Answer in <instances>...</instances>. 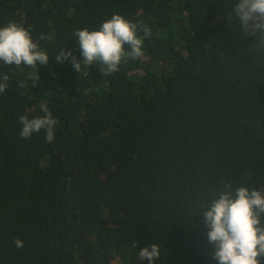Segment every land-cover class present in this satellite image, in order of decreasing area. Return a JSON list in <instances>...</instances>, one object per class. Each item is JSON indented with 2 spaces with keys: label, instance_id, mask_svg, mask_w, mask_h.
Wrapping results in <instances>:
<instances>
[{
  "label": "trees",
  "instance_id": "trees-1",
  "mask_svg": "<svg viewBox=\"0 0 264 264\" xmlns=\"http://www.w3.org/2000/svg\"><path fill=\"white\" fill-rule=\"evenodd\" d=\"M236 2L0 0V27L49 56L0 61V264H149L152 244L153 264H218L199 212L221 192L264 193V49ZM113 14L151 30L142 56L109 75L56 61L82 59L75 32ZM45 108L54 141L21 137L18 118Z\"/></svg>",
  "mask_w": 264,
  "mask_h": 264
},
{
  "label": "clouds",
  "instance_id": "clouds-1",
  "mask_svg": "<svg viewBox=\"0 0 264 264\" xmlns=\"http://www.w3.org/2000/svg\"><path fill=\"white\" fill-rule=\"evenodd\" d=\"M233 18L238 17L242 31L247 35H258V42L253 45L264 49V0H237L233 7ZM144 36L137 34L138 25L130 22L119 14L102 23L99 30L89 31L87 28L77 30L78 48L82 59H77L71 50L60 51L55 57L57 62L69 61L75 71L80 73L83 68L97 64L102 65L104 74L109 75L119 70L122 60L136 59L143 55L144 38L150 37L151 30L146 25L140 26ZM125 45L130 49L125 50ZM49 56L33 42L30 33L15 22L0 27V61L6 65L21 64L29 67L46 65ZM7 74H0V93L6 89ZM43 116L29 119L21 115L18 120L22 125L20 136L27 139L34 132L45 130L46 142L55 139L57 121L47 109ZM207 229V242L213 246L211 258L218 264H261L264 258V193L239 187L235 195L221 192L203 211L199 212ZM17 247L23 242L17 239ZM149 264L159 257L156 244L143 248L139 253Z\"/></svg>",
  "mask_w": 264,
  "mask_h": 264
}]
</instances>
